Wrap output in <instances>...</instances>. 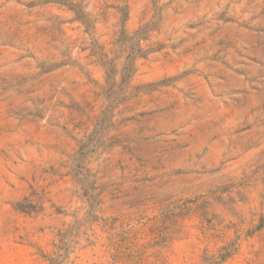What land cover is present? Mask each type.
Segmentation results:
<instances>
[{
	"label": "rangeland",
	"instance_id": "1",
	"mask_svg": "<svg viewBox=\"0 0 264 264\" xmlns=\"http://www.w3.org/2000/svg\"><path fill=\"white\" fill-rule=\"evenodd\" d=\"M0 264H264V0H0Z\"/></svg>",
	"mask_w": 264,
	"mask_h": 264
},
{
	"label": "trees",
	"instance_id": "2",
	"mask_svg": "<svg viewBox=\"0 0 264 264\" xmlns=\"http://www.w3.org/2000/svg\"><path fill=\"white\" fill-rule=\"evenodd\" d=\"M223 258H221V260H222Z\"/></svg>",
	"mask_w": 264,
	"mask_h": 264
}]
</instances>
